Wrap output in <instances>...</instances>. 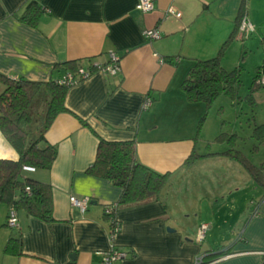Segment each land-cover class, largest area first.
<instances>
[{"label": "crops", "instance_id": "1", "mask_svg": "<svg viewBox=\"0 0 264 264\" xmlns=\"http://www.w3.org/2000/svg\"><path fill=\"white\" fill-rule=\"evenodd\" d=\"M31 1L0 0L1 74L56 81L69 71L65 63L90 68L108 63L111 53L122 57L121 70L96 72L69 88L68 112L45 135L57 149L52 167L26 173L52 187L54 220L21 210L19 228H10V208L1 205L0 264H101L113 243L129 253L119 264H193L202 253L209 261L222 258L217 264H264V189L224 155L225 142L214 151L217 126L207 130L206 122L198 134L206 106L189 103L182 89L197 61L219 54L242 0H153L155 10L146 14L136 8L139 0H38L45 12L35 27L21 20ZM171 8L181 18L168 15ZM248 17L259 30L264 0H249ZM146 30L159 31L161 38L146 40ZM4 89L0 82V94ZM148 99L152 104L144 109ZM101 139L136 141L138 161L170 175L157 199L120 206L114 241L105 207L120 202L123 190L88 173ZM194 153L199 158L188 165ZM0 159H19L1 131ZM71 196L93 201L82 213ZM201 224L209 225L203 243L197 241ZM218 230L227 231L222 241ZM18 237L22 254L6 253L9 240Z\"/></svg>", "mask_w": 264, "mask_h": 264}, {"label": "trees", "instance_id": "2", "mask_svg": "<svg viewBox=\"0 0 264 264\" xmlns=\"http://www.w3.org/2000/svg\"><path fill=\"white\" fill-rule=\"evenodd\" d=\"M44 12L38 0H32L21 20L35 27ZM248 13L249 0H242L236 27L219 54L209 60L197 61L182 84L189 103H203L206 106V112L198 124V134L206 123L210 107L221 95L238 97L241 67L229 71L222 65V60L226 47L237 37L241 22ZM64 66L68 68V72H75L82 67L76 62H68ZM60 79L35 82L0 73V82L5 86L0 94V131L19 155L17 161L0 159V207L5 204L17 212L23 210L48 223L54 220L52 187L28 177L25 168L49 170L57 157L56 147L46 142L45 135L56 118L68 112L65 101L70 87L61 84ZM263 79L264 64L257 67L253 85L263 84ZM40 102H46L47 110L36 137L31 130L38 123V113L35 110L40 107ZM259 129H264V126L256 131ZM225 136V133H221L214 143L225 142ZM259 139H262V135ZM224 155L243 165L252 179L264 189V163L256 167L235 149H229ZM198 158L194 153L187 164H192ZM88 173L108 179L123 190L121 200L117 203L118 209L120 206H132L157 199L170 179L169 174L157 173L138 161L136 141L110 142L101 139L96 161ZM26 187H30V195L26 192ZM105 217L111 219L107 214ZM21 243L20 237L11 238L6 253L21 255Z\"/></svg>", "mask_w": 264, "mask_h": 264}, {"label": "rangeland", "instance_id": "3", "mask_svg": "<svg viewBox=\"0 0 264 264\" xmlns=\"http://www.w3.org/2000/svg\"><path fill=\"white\" fill-rule=\"evenodd\" d=\"M260 28L263 30L260 31ZM258 29L244 40L239 39L237 35L226 47L222 62L226 60L225 63H229V70L241 67L238 97L221 95L210 107L206 120L207 130L210 128L214 130L217 126L220 129L218 136L221 133L226 134L227 150L235 149L243 153L255 166L264 163V129L256 131L257 128L264 126V84L259 82L260 85H253L256 68L264 64V23L260 24ZM39 106L36 105L35 110L38 113V124L35 123L31 130L34 135L42 127L45 118L43 112L47 110L46 102H40ZM221 128L224 130L221 131ZM261 135L262 139H259ZM213 144L216 151L220 149L222 143ZM204 214L208 218L212 217L209 211ZM191 220L193 224L194 217ZM244 228L242 226L238 231L242 232ZM226 232L218 230L217 239L222 241L224 236L226 237Z\"/></svg>", "mask_w": 264, "mask_h": 264}, {"label": "built area", "instance_id": "4", "mask_svg": "<svg viewBox=\"0 0 264 264\" xmlns=\"http://www.w3.org/2000/svg\"><path fill=\"white\" fill-rule=\"evenodd\" d=\"M137 10L146 14L153 12L155 10V3L153 0H139L137 6ZM168 15L181 18V13L173 8L168 10ZM256 31V27L254 24L249 20L248 15L245 16L241 22L238 37L239 39H246L251 34H253ZM144 37L146 40H158L161 38V34L157 30H146L144 32ZM109 62L106 64H100L95 63L90 68H83L80 67L75 72H67L61 79L60 83L67 86L72 87L88 78H90L94 73L96 72H103L108 75H116L121 70V61L122 57H120L116 53H111L109 55ZM161 63H164L165 60L161 59ZM264 84V79L262 81ZM152 104V100L148 99L146 103L144 104V109H148V107ZM26 171H34V168L26 167ZM26 192L30 195L31 189L30 187H26ZM92 198L90 197H84V198H78L75 196H71L70 202L71 205L80 210L82 213H85L90 204L92 203ZM118 211V204H109L105 207V214L108 216H111V224L113 227L111 228V238L114 241V239L119 235L121 228L120 224L115 219L116 213ZM259 214V208H256L254 211V216H258ZM8 226L10 228L18 229L19 228V219H18V213L14 208H10L9 211V217H8ZM209 230L208 224H201L198 230V236L197 241L199 243H203L206 239L207 232ZM129 256V253L124 250L122 247L117 246L113 243L112 248L103 254L101 264H119L122 261L126 260ZM208 254L202 253L199 254L193 264H217L222 261V258L220 259H214V260H207Z\"/></svg>", "mask_w": 264, "mask_h": 264}, {"label": "water", "instance_id": "5", "mask_svg": "<svg viewBox=\"0 0 264 264\" xmlns=\"http://www.w3.org/2000/svg\"><path fill=\"white\" fill-rule=\"evenodd\" d=\"M169 231L172 232V231H174V230H171V229H170Z\"/></svg>", "mask_w": 264, "mask_h": 264}]
</instances>
